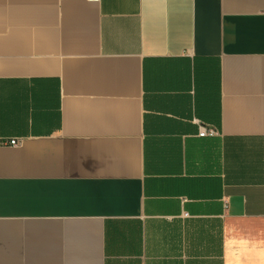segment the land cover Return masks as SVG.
Returning a JSON list of instances; mask_svg holds the SVG:
<instances>
[{
	"label": "crops",
	"instance_id": "crops-1",
	"mask_svg": "<svg viewBox=\"0 0 264 264\" xmlns=\"http://www.w3.org/2000/svg\"><path fill=\"white\" fill-rule=\"evenodd\" d=\"M0 264H264V0H0Z\"/></svg>",
	"mask_w": 264,
	"mask_h": 264
},
{
	"label": "built area",
	"instance_id": "built-area-1",
	"mask_svg": "<svg viewBox=\"0 0 264 264\" xmlns=\"http://www.w3.org/2000/svg\"><path fill=\"white\" fill-rule=\"evenodd\" d=\"M88 1H99V0H88ZM217 133L216 129L213 127H207L206 125H199V135L206 136V135H215ZM7 144L17 145L18 139H10L6 142Z\"/></svg>",
	"mask_w": 264,
	"mask_h": 264
}]
</instances>
